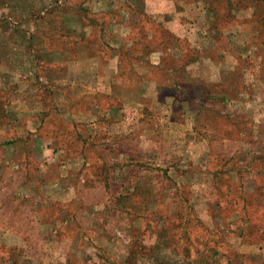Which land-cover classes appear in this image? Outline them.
<instances>
[{"label":"rangeland","instance_id":"1","mask_svg":"<svg viewBox=\"0 0 264 264\" xmlns=\"http://www.w3.org/2000/svg\"><path fill=\"white\" fill-rule=\"evenodd\" d=\"M65 1L80 4L79 9H73L63 3L68 16L83 14L85 19L92 17L97 22L107 19L102 27L83 28L88 35L90 28L96 36L93 48L105 53H94L74 43L65 46L69 50L65 54H34L19 47L23 35L17 23L0 24V97L5 102L0 110L5 136L35 133L31 128L37 113L31 114V96L44 92L55 94L59 120L42 116L43 125L36 129L37 134L41 132L40 140L47 144L51 126L61 130L62 140L68 139L67 147L61 144L63 150L56 152V173L60 177L66 174L59 179L58 189L47 182L38 184L34 164L26 168L5 164L8 167L4 170L0 167V180L4 181L0 183V264H185L173 227L163 233L165 224L158 221L154 226L157 236L161 234L159 238L153 232L142 239L144 246L158 245L152 250H139L136 257L131 255L135 245L131 228L139 234L148 218L155 221L158 216L153 205L147 218L146 210L134 198L127 207L137 213L134 220L119 208L112 210L117 196L130 187L128 180L140 183L138 187L151 184L165 202L176 204L171 212H187L186 205L192 208L202 229L192 225L190 236L207 237L209 246L217 235L222 240L212 256L203 248L206 260H213L209 264H253L238 252L258 253L257 246L245 245L254 232H245L242 238L230 233L240 225L237 218L243 216L240 201L239 205H229L234 211L228 215L232 222L228 232L224 225L221 229L213 223L206 202L218 199L220 194H248L253 203L250 209L264 211V2L253 7L248 0H229L228 5L222 0L212 12L207 0ZM109 8L116 16L103 14ZM121 16V25L114 24V17L118 22ZM128 17L130 21L141 19V39L135 27L127 24ZM74 19L80 17H69L68 29L79 35L81 26L72 23ZM31 36L26 39L30 45L34 42ZM7 42L9 48L2 52ZM125 46L131 47L128 54L116 53ZM36 60L52 63L54 75L66 72L63 76L75 78V82L50 85ZM112 88L116 94L113 103L116 100L121 111L114 110L112 117L93 115V102L100 110L108 106L105 99L92 100V95L108 93ZM129 98L134 101H127ZM66 117L84 125L77 126V131L81 127L96 130L94 143L103 142V137L109 150L102 151V171L105 178L111 175L110 182L102 184L105 189L95 184L89 194H74L69 201L65 194L71 168L65 161L76 160L78 173L83 162L76 159L80 143L69 132ZM112 118L122 123L112 122ZM121 130L134 131L118 134ZM79 132L81 138L83 131ZM26 137V142L31 141ZM24 153L28 156L29 152ZM17 155L16 151L5 152L3 157L11 164ZM88 157H92L91 152ZM45 166L40 174L43 181L54 177L55 172L46 162ZM24 182L26 190L19 194ZM80 186L77 193L82 192ZM54 190L58 196L50 198ZM184 190L193 196L183 200ZM221 196L225 210L228 204ZM130 201L122 200L125 205ZM244 216L255 222L251 214ZM166 221L170 227L175 220L169 221L167 216ZM163 242L167 246L163 247ZM260 254L264 258V245ZM203 260L199 263L208 264Z\"/></svg>","mask_w":264,"mask_h":264},{"label":"crops","instance_id":"2","mask_svg":"<svg viewBox=\"0 0 264 264\" xmlns=\"http://www.w3.org/2000/svg\"><path fill=\"white\" fill-rule=\"evenodd\" d=\"M78 2L80 3L81 0H79ZM60 3H65V7H67V6L71 7V6H73V4L76 5L75 4L76 2H73V1L70 2V1H65V0H0V11H1L0 12V24H2V25L3 24H10V23H17L18 24V26L20 27L19 32H21L20 34L23 35V39H22L19 47L24 49L25 51L26 50L27 51L33 50L34 54H41V53L52 54L53 52L59 53V54L68 53L69 50H67L66 47L69 48V45H71V42L68 40L77 36L76 32L69 30L68 25H67V23H69L71 21V20H69V17H71V16L74 17V14H71L70 16H68L69 14L65 10V12L62 14L63 17L59 23L60 26H58V29H52L51 26H49L50 25L49 22L51 21L52 17H54V7ZM78 7H80V4H78ZM150 15L153 16V14H151V13H150ZM72 23H74L73 20H72ZM114 24H120V20L117 22L116 17H114ZM90 26L91 25L85 26L83 28L87 29V27H90ZM83 28L81 29V31H82L81 37L84 40L89 39L91 37L94 39L96 37L91 32L90 28H89V33H91V35L90 34L88 35V32H86L85 29H83ZM57 33H61V35H58ZM31 34H33V38L36 36V39L34 40L35 43L33 42L30 45V43H28V41L26 39H28V36H31ZM1 36H2V34H1ZM24 38H25V40H24ZM82 42H86V41H82ZM15 45L17 46V44H15ZM89 45L92 46L94 44L91 43ZM8 48H9V42H7L6 45L1 48V51L2 50L6 51ZM55 49H57V50H55ZM92 49H94V48H92ZM36 63H37V67L43 68L44 77L47 79V81L49 82L50 85H53V83L55 85H59V84H67L68 82H72V81L75 82V78L68 77V76L65 78L63 76L65 74L66 75L68 74L66 72L65 73L63 72L61 74L62 76L60 74L54 75L53 73H55V72H53L54 70L52 68H54V66L52 65V63H49V62L43 63L40 60L37 61ZM46 63H48V64L46 65ZM49 64H51V65H49ZM55 68H56V65H55ZM62 70H63V68H61V71ZM58 71L59 70L56 68L57 73H58ZM120 76L122 77L124 75L121 73ZM37 93H39V94H33L31 96L34 100V104H31V106H33L31 114L33 115L34 111H36L35 113H37V116L35 117V119H37V120H36V122L33 123L34 125L31 128V130L34 131L35 133H33V134H32V132L25 133V134L21 133V135L15 134V135H12V137H8V136H5V133L7 132V129L5 128V126H6L5 123L0 122V153H1L0 167L4 170V169H7V167L9 165L11 166L12 164H15L21 168L30 167L32 164H34L35 168H38V169L34 170V175L38 179V184L41 186L47 182V184L50 185V187H55L56 189H58L57 186L59 183V179L64 178L66 176V174L63 177H60L56 173V169L58 168V162H59V158H57L56 152L63 150L61 142L58 140V137H57V133H58L57 127L51 126V128L53 130H56V131H53V133H52V131L50 132V137H49V141L47 140V144H46V142H43L40 140L41 132H39L37 134V131H36V129H40V127L43 125V122L41 121L42 116L47 114L50 116L51 119L53 117L54 121H57L56 118L57 119L59 118L55 94H53V96H52V93H50V94H45L44 92H41V93L37 92ZM115 95L116 94H114L113 88L108 93H106V91H103V93H102V91H98L97 93L92 95V100L105 99L106 103L108 104L107 105L108 107L106 109L100 110L97 108L96 103H94L92 101L93 104H90V105L94 106V108L97 109V110L93 109V111H92L93 115H96V113H102L105 117H112L113 111L118 110V107H112L111 106V103L113 102V98H115ZM116 98H118V97L116 96ZM129 100L134 101V99H130V98L127 101H129ZM3 101H4L3 97L1 96L0 97V104L1 103L5 104V102L3 103ZM119 102H121V100H119ZM120 111L121 110H118L116 112H120ZM28 113L21 114L18 117H24V116L28 115ZM123 115L125 116V114H123ZM54 117H56V118H54ZM94 117L96 118L97 116H94ZM66 118L68 120L67 119H65V120L68 124H70V128H71V131L73 133L74 138L76 140H78L80 143L78 146L80 153L78 155L79 157H77L76 159H80L83 162L81 172L78 173L75 169V165H77V164H75L77 162L76 160H70L69 159V161H65V162H67V163H65V165L71 168V171L69 172L70 176H69V178H67V181H66L69 183V185L67 186V189H66L68 194H65L66 200L69 201V200H71V198L74 197V194H89L90 192H88V191L91 189V187H94L95 184H101L102 190L105 189V187H103L102 184L110 182L109 178L111 177V175H109L108 178H105V174L103 173L102 169L100 170L102 163L105 162L104 158L101 156L102 154H104L102 151L103 150H106V151L109 150L107 148V145L105 144L104 140H102L103 137L101 139V141H103V142H97L96 141L94 143V138L97 137L96 136V130L89 131L88 129L81 127L79 131H83V134H81L82 137L80 138V136L78 134H80L81 132L77 131V126H84V125L75 123L76 122L75 120H74V122H72L71 119L68 117H66ZM14 119H18V118H14ZM3 120H4V118H3ZM112 122H117V124L122 123L121 121H118V118H112ZM121 131H124V130H121ZM121 131L117 132V133L118 134L119 133L125 134L128 131L133 132L134 130H127L126 132L125 131L121 132ZM107 134H109L108 131H107ZM26 136H28V138H30L31 141H29V139H28V142H26L25 141L27 139ZM14 151L18 152L17 159L13 160L12 162H10L11 164H9L10 160L9 161L5 160V158L3 156L5 155V152L9 153V152H14ZM25 151L29 152L28 156H25L26 155L24 153ZM30 152H33V157H32V154ZM88 152L92 153V157H90V158L88 157ZM25 157H27V160H25ZM43 161H45L47 163L48 167L55 168L54 177H52L50 179L46 178L44 181L42 180L43 176L40 175L42 173V170L47 168L45 166V162H43ZM37 163H38V165H37ZM5 164H8V166ZM221 165L222 164L219 165L218 169L221 168ZM43 166L45 168H43ZM86 167L88 169H90V168L92 169L90 171L91 173L85 172L87 170ZM160 171L162 172V170H160ZM66 173H68V172H66ZM3 182H4L3 180H0V183H3ZM128 182H129L130 187L128 186L129 188L127 190L132 191V188L134 187L135 184L132 180H128ZM223 183L226 185V187H228V185H227L228 182L226 180H223ZM79 184H81L80 187L82 188V192L77 193V191L79 190V188H77V186H79ZM84 184H86V185H84ZM26 187H27L26 182H24L23 183V190L19 189V191H20L19 194L24 192L26 190ZM182 188L184 189V187H182ZM54 191H55V194H53V196H52V194H50L49 195L50 198L58 196V195H56V190H54ZM124 192H126V191H124ZM37 195L38 194H35V196H37ZM63 195L64 194H62V196ZM182 195H183V197H185V199H183V200H186L187 196H188V198H191L193 196V194H189L188 190H184V194H182ZM221 195L224 196L223 198H225V196H227V194H220L218 199H214V200L209 199L210 201L207 200L208 202H206V210L208 211V214L213 217L212 221L218 228L223 227L224 223L226 222L227 217H229L228 213H227V211H228L227 205H226L225 210L222 209V201H221L222 196ZM246 195L247 196L244 195L245 198L246 199L249 198L248 200H250V196L248 194H246ZM178 197L181 198L180 194H178ZM164 204L166 205V207L168 209H171V207L173 205H176L175 203L163 201L161 205L164 206ZM263 205H264V203H263ZM164 208H165V206H164ZM190 209H192V208H190ZM224 211L226 213H224ZM255 235H259V238L258 239L255 238L254 237ZM252 236L253 237H251V239H250L251 242L250 241L245 242V245L249 246V247H252V245L257 246L258 253L250 252V250H247V252H238V253H243L244 255H247L248 260L253 264H256V263L257 264H264V258L262 256V254H260V248L262 247V245H264V227L256 230V232L253 233Z\"/></svg>","mask_w":264,"mask_h":264},{"label":"trees","instance_id":"3","mask_svg":"<svg viewBox=\"0 0 264 264\" xmlns=\"http://www.w3.org/2000/svg\"><path fill=\"white\" fill-rule=\"evenodd\" d=\"M221 1L222 0H207V5L209 6V9L212 12H214L215 10L212 9V8H217V4H219ZM224 1H225V3L227 5L229 4L228 3L229 0H224ZM234 1L238 2L239 0H234ZM248 1H249V4H251L253 7L254 6L255 7L256 6H260L261 3L264 2V0H248ZM73 6L78 8V9L80 8V7H78V5L75 6L73 4ZM73 6H71L70 8L74 9ZM63 11L65 12L63 3H60V4H58L57 6L54 7V17H52L51 21L49 22L50 23L49 26H51L52 29H58V26H60L59 23H60V21H61V19L63 17V15H62L64 13ZM103 14L110 15V17L116 16V13L112 12L111 8L107 9ZM74 16L80 17V19H74L73 22L79 24L81 26V29L83 27L89 26V25H91V26L100 25V27H102L103 25H106L105 21H107L106 18H105V20L103 19V20H101L99 22H97L92 17L88 18V19H85L83 17V14H82V16H79V15H74ZM141 16L143 18L147 19L146 16H144V15H141ZM127 19H129V17ZM138 19L139 20H137L135 18L133 21H130V19H129L127 21V24H129V27H135L137 37L139 39H141L142 37H140V35H143V33H141V29H142L141 24H139L141 19L140 18H138ZM145 19L142 20V21H144L143 22L144 24L146 23ZM83 20L85 22H83ZM119 20H120V24H121L124 21V17L121 16L119 18ZM110 23H112L111 20H110ZM148 31H149V28H148L147 32ZM147 32L145 34H148ZM57 34L61 35V33H57ZM31 35H32L31 38H33V34H31ZM81 35H82V32L79 33V35L77 34L78 37L75 36V37L71 38L69 40L71 42V44H74V43H75V45L79 44L80 46H83L85 48H88L89 50H92V52H94V53H97V52H102V54L105 53V52H103L100 49H92L93 45L92 46L89 45V44L93 43L94 39L92 37L89 38V39L84 40L81 37ZM35 39H36V36L33 38V40H35ZM82 41H86V42H82ZM130 50H131V47L125 46L123 49L119 48L116 51V53H118V54H123V53L128 54L130 52ZM111 106L112 107H118L117 101L114 100V103L112 102ZM2 120H3V117L1 116V110H0V122L1 123H2ZM53 131H56V130H53ZM60 131L61 130L57 129L58 140L61 142V144L66 145V141L68 139L62 140L61 139L62 135H61ZM69 132L71 133V130H69ZM72 135H73V133H72ZM74 140H76V139L74 138ZM101 169H102V166H101L100 170ZM139 184L140 183L136 182L134 187L132 188V191L131 190H129V191L127 190L125 193L119 194L120 196H117V199L115 201V205H113V207H112L113 208L112 210H115V211H118L117 210L118 208L121 209V210H119V212H123L126 215H130V217H132L133 220L136 218L137 213H134V212H132L131 210H129L127 208V207H129L132 204V202L130 201L132 198H134L135 203L138 202V203H140L143 206V210H146V213H144V215L146 217L149 214V212H151V211L153 212L154 207H155V211H156V214L158 216L157 220L154 221L153 219L147 217L149 220H147L145 222V225H144L145 229L140 230L139 234H138V230L136 228H134V227L131 228V231L135 232V236H134L135 237V245L132 246L133 249L130 252L131 255L136 257L139 254V253H137V252H139V250H152L153 248H155L158 245V242H157V245L156 244L155 245L152 244L154 246L151 248L152 245L144 246V244L142 242V239H143L144 235L146 236L147 234L149 235V234H152L153 232L155 233L156 238L157 239L159 238V236L161 234H159L157 236V234L155 232V226H154V224L158 221L160 224H165L164 225L165 226V230H163V233L166 232V228H172L173 227L172 229H174L175 232H172V234H174V235L177 234L178 235L177 242L179 243V246L181 247L180 254L183 257V260H184L185 264H200L199 263L200 259H204L203 261H207L208 262V260H206V258H205L206 257L205 249H203V248L204 247L207 248L206 252H209V256H212V255L216 254L215 247L219 246L220 243L222 242V240L218 238V235L213 238L211 246L207 245V243L210 242V240L207 239V237L206 238L201 237L199 239L196 236H194V237L190 236V229H192V225L193 226H197L198 228L202 229L201 222L196 217H194V215L191 213L190 207L186 205V207L188 209L187 212L185 210H179L177 208H174V209H177V210H173V212H171L166 207V205L164 204L165 208H164L163 205H160L161 209H163V212H162L159 209L160 207L158 208V207H156V205L162 204V202L164 201V196L162 194H157L156 192H154L153 189H152L151 184H149V185L145 184V186L138 187ZM147 195H149V196H147ZM238 195H240V197L236 196V195H233V194L232 195H228L227 194V196H225V199H226L225 204H228L227 205V210H228L227 213L229 215V213L231 211L232 212L234 211L233 208L229 207V205L230 206L239 205V201H240L239 211H242L243 216L242 217L240 216V217L237 218L239 220V222H240V225L236 224L235 229L232 228L234 230H232L233 232H230V233H232V234L235 233L237 236L242 238V236L244 235L245 232H247L248 233L247 235H249L250 232L253 231L255 233L256 230H258L259 228L264 227V218L262 217V213H264V211H262V213H261V212H258V210H256L257 208L250 209V206H253V203L251 202V200L246 199L244 194H238ZM242 196L244 197V199L241 198ZM125 199L126 200L129 199V201H130L126 205L122 202V200L125 201ZM142 201L144 202V204H142ZM227 202H229V203H227ZM153 205H154V207H152ZM262 210H264V209H262ZM224 213H226V212L224 211ZM245 214H248V215L251 214V219H252V221H255V222H250V216L246 217V216H244ZM167 216H168L169 221L175 220L174 222H172L170 227L166 226V225H168V222L166 221V217ZM229 225L231 227L232 226V222H231V219H229V217H227L226 222L224 223V226L226 228L225 232L229 231V229H228ZM246 228L248 229L247 231H246ZM221 229H222V227H221ZM223 229H224V227H223ZM144 232L146 234H144ZM221 232H223V230H217V233H221ZM168 233H170V232L168 231ZM136 237H137V239H136ZM161 244L163 245V247L167 246L166 242H163ZM164 244H166V245H164ZM229 255L230 254H227V256H226V260L227 261L230 260V259H228ZM244 257L247 258L248 256L244 255ZM246 260H248V258ZM124 262H127V258H125ZM209 262L212 263L213 260H210ZM209 262H208V264H209Z\"/></svg>","mask_w":264,"mask_h":264}]
</instances>
